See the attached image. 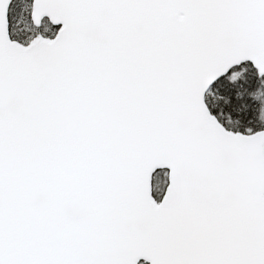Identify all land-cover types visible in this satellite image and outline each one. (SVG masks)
Instances as JSON below:
<instances>
[{"label": "snow or ice", "instance_id": "obj_1", "mask_svg": "<svg viewBox=\"0 0 264 264\" xmlns=\"http://www.w3.org/2000/svg\"><path fill=\"white\" fill-rule=\"evenodd\" d=\"M0 264H264V0H0Z\"/></svg>", "mask_w": 264, "mask_h": 264}]
</instances>
